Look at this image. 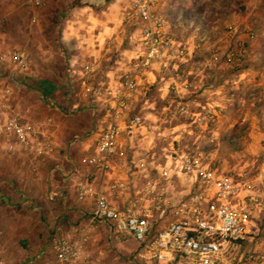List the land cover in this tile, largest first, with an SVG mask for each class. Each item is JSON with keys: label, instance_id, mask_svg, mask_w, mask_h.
Segmentation results:
<instances>
[{"label": "crops", "instance_id": "crops-1", "mask_svg": "<svg viewBox=\"0 0 264 264\" xmlns=\"http://www.w3.org/2000/svg\"><path fill=\"white\" fill-rule=\"evenodd\" d=\"M63 1L67 2L42 0L41 8L31 9L20 0H0V20L5 21L0 24V51L16 48L13 44L17 37L37 44L35 70L41 75L39 87L28 88L38 94L40 103H25L10 92L7 110L13 112L14 107H20L24 112L22 121H51L41 128V133L54 147L49 161L40 159L42 162L26 165L22 180L15 184L7 179L0 182V264H30V259L38 264L36 260L46 251L49 230L67 240L86 230L89 244L82 257L92 256L99 251V241L110 234L109 227H88L93 202L76 198L77 184L88 182L106 187L111 182H123L127 186L124 196L108 194V202L121 208L138 196L148 180L167 196L182 198L198 185L194 177L178 172V159L186 154L199 158L216 176L250 170L262 205L246 223L243 237L225 248L219 264H256V259L264 254V106L254 108L260 107V101L264 105V100L245 96L237 78L244 74L216 65L206 68L204 61L213 48L208 50L204 42L201 50L196 49L192 36L176 34V23L166 15V32L184 45L185 57L174 58L167 71L154 65L136 81L126 117H139L144 126L129 133L123 122L117 137L119 156L112 158L108 173H95L79 161L95 154L97 136L108 122L110 102L100 100L88 107L80 70L85 64L94 67L91 86L110 83L139 55L140 26L119 2L108 3L101 11L70 0L67 6L71 16L62 18L59 14ZM161 4L162 0H158V11L162 10ZM75 9L87 14L89 26L80 24ZM180 13L172 8V16ZM53 41L61 43V49L65 45V61L57 49L50 47ZM176 74L192 85L189 91L174 79ZM180 102L188 105V116L174 114ZM203 114H209L211 120L197 124L196 118ZM7 116L5 112L2 118ZM163 170L169 171L166 180L160 177ZM234 206L242 208L239 200ZM27 209L36 212L37 219L29 220ZM40 218L52 221L49 230L39 224ZM152 220L154 229L159 230L166 218L160 220L154 215ZM258 264H264V260Z\"/></svg>", "mask_w": 264, "mask_h": 264}, {"label": "built area", "instance_id": "built-area-1", "mask_svg": "<svg viewBox=\"0 0 264 264\" xmlns=\"http://www.w3.org/2000/svg\"><path fill=\"white\" fill-rule=\"evenodd\" d=\"M31 9L43 6L42 0H20ZM113 0H74L76 4L88 8L101 9ZM131 17L140 26L138 36L139 55L130 60L112 81L102 86H91L95 70L85 64L80 70L82 89L89 99L88 107L97 101L108 100L110 108L108 122L95 142V154L80 159V164L95 173L105 175L110 170L111 160L118 154L117 137L120 125L124 122L127 132L144 126L139 117H126L128 104L140 80L152 66L167 71L174 58H184V45L172 40L166 32V21L157 12L158 0H126ZM236 28L229 30L233 36ZM195 48H201L200 45ZM246 57L243 43L237 42L227 49L224 61L228 65L241 62ZM216 49H212L205 61L206 68H212L218 60ZM8 64L20 72H32L30 57L22 51L0 53V67ZM182 83V89L189 91L192 85L174 76ZM9 88L0 90V140L8 151L19 148L24 154L36 159H50L54 147L49 138L43 137L41 128L49 126L51 121L31 123L22 121L16 115L2 118L7 111ZM53 105L51 102H47ZM174 114L188 116V105L180 102ZM209 114L196 118L197 124L211 120ZM178 172L192 176L198 185L195 190L182 198L170 197L158 190V186L146 181L138 196L121 208L108 202L111 196H124L127 186L123 182H111L106 187L93 183H78L76 198L79 201L91 200L93 209L88 219V227L105 224L115 238H129L138 244L135 259L138 264H219L225 248L230 242L240 240L245 225L261 207L262 201L255 192L250 170L237 175L216 176L199 158L183 155L178 159ZM162 179L169 177V171L160 172ZM239 200L242 208L236 209L234 202ZM154 215L160 220L166 218L165 225L154 229ZM88 232L81 230L77 238L67 240L55 237L50 242L53 261L42 264H78L88 242ZM264 260V254L256 259V264Z\"/></svg>", "mask_w": 264, "mask_h": 264}, {"label": "rangeland", "instance_id": "rangeland-1", "mask_svg": "<svg viewBox=\"0 0 264 264\" xmlns=\"http://www.w3.org/2000/svg\"><path fill=\"white\" fill-rule=\"evenodd\" d=\"M68 2L70 0H67V2L63 1V5L61 4V12L59 15H62V18H69L71 16L70 9L67 6ZM111 2L112 4L113 2L121 3L125 8V12H130L129 5H127L128 3L126 1L117 0L116 2ZM119 4L118 6H120ZM161 7L162 10L158 11V9L157 12L164 20H167L166 15H169L168 20L176 23V34L188 37L192 36L194 46L198 44L203 46L205 42L207 43L208 50L211 48L216 49L219 57L216 62V68L228 69L234 73L236 72V74L238 72L239 75L244 74L237 78L240 79L241 88L245 96L249 99L264 100V0H162ZM172 8H177L182 13L177 16H172ZM99 10L102 11L105 9L103 7ZM73 12L82 26H89L90 20L87 14L76 9ZM55 21L58 23V19L55 18ZM4 22V19L0 20V24H4ZM233 28H236L237 32L231 36L229 35V30ZM237 42L244 44L246 57L236 65H228L224 61V54L227 49L233 47ZM59 44L53 41L50 47L57 49L65 61L68 51L64 48V44L61 45L62 49L59 47ZM13 45H17L16 48L6 51L2 50L0 53L12 51L25 52L30 57L32 72L36 74V78L26 77L25 74L13 66L5 64L0 67V90L7 87L12 92V96L17 95L18 99L25 100V103L28 102L29 104L36 105L40 103L41 99L36 92H31L28 88L37 89L41 83V75L37 74L35 70V57L39 52L37 44L25 43L20 40V37H17ZM259 105L260 107L258 106L254 110L264 106L261 101ZM6 113H8V116L16 115L18 118L23 117L24 114L20 107H14L13 112L7 110ZM46 160L49 161L50 159ZM35 162L42 161L40 159L33 160L31 156L24 154L19 148H15L10 152L7 150L4 142L0 140V182L2 179H7L12 180V184H15L16 180L18 181L24 178L22 174L27 168L26 165ZM24 203L23 205L26 207L29 206L32 208V205ZM26 212H28L27 216L29 220L34 221V219H37L38 214L36 212L28 209ZM38 221L42 226L46 225V230H49L50 226H52V221L49 223L43 218H40ZM95 226L92 227L94 228ZM48 232L50 234L48 233L46 251L42 257L36 260L38 264L53 261L49 245L51 240L57 236L51 230ZM99 242V251L92 253L90 257H82L78 264H138V261L135 259L138 244L132 239L127 238L123 240L115 238L110 233ZM88 244L89 239L84 251ZM29 255L32 254L29 253ZM29 261L30 264H36L34 260L30 259Z\"/></svg>", "mask_w": 264, "mask_h": 264}, {"label": "trees", "instance_id": "trees-1", "mask_svg": "<svg viewBox=\"0 0 264 264\" xmlns=\"http://www.w3.org/2000/svg\"><path fill=\"white\" fill-rule=\"evenodd\" d=\"M74 1V0H73ZM239 63V62H238ZM237 63H235V64H232V65H236Z\"/></svg>", "mask_w": 264, "mask_h": 264}]
</instances>
